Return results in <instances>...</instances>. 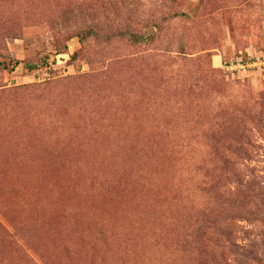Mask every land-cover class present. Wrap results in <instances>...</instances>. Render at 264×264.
Here are the masks:
<instances>
[{"label":"rangeland","instance_id":"1","mask_svg":"<svg viewBox=\"0 0 264 264\" xmlns=\"http://www.w3.org/2000/svg\"><path fill=\"white\" fill-rule=\"evenodd\" d=\"M0 63V264H264L215 152L264 147V0H0Z\"/></svg>","mask_w":264,"mask_h":264},{"label":"trees","instance_id":"2","mask_svg":"<svg viewBox=\"0 0 264 264\" xmlns=\"http://www.w3.org/2000/svg\"><path fill=\"white\" fill-rule=\"evenodd\" d=\"M122 37L134 44L144 43L149 45L155 43L156 33L153 32L148 36L126 33ZM82 38V40L105 39L109 41L108 37H98L97 33L93 32V30H89L86 36ZM28 67L32 68L33 66L28 65ZM239 139L245 142L242 145H238L240 144L239 141L233 145L226 143H224L226 145L219 144L220 146L215 149L216 156L221 163L222 180L228 183V185L233 186L232 189L228 188L226 191L227 198L222 199L223 212L218 215L228 213V219L231 221L240 218L250 224L257 223L264 226V166L258 167L249 164L256 161L264 162V159L259 158V156L264 157V147L251 143L250 139L245 135H242ZM220 141L222 140L219 136L217 142L220 143ZM233 142H235L234 139ZM259 171L263 173L259 174ZM244 209H247V211L242 212ZM215 227L217 230L214 233L216 238L214 245L222 252V260L226 257L225 252H227L228 256L230 254L233 255L235 260L239 257L246 260H255L257 258L255 251L257 248L256 242L245 247L235 242L237 230L234 223L228 229L224 228L221 223H217Z\"/></svg>","mask_w":264,"mask_h":264},{"label":"built area","instance_id":"3","mask_svg":"<svg viewBox=\"0 0 264 264\" xmlns=\"http://www.w3.org/2000/svg\"><path fill=\"white\" fill-rule=\"evenodd\" d=\"M232 65L229 66V68H231Z\"/></svg>","mask_w":264,"mask_h":264}]
</instances>
